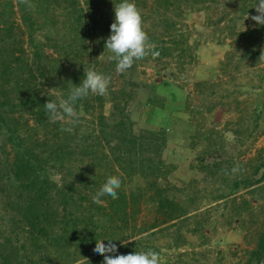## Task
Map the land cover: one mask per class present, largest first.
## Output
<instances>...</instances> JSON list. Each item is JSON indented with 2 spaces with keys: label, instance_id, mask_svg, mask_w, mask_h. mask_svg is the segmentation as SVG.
<instances>
[{
  "label": "rangeland",
  "instance_id": "1",
  "mask_svg": "<svg viewBox=\"0 0 264 264\" xmlns=\"http://www.w3.org/2000/svg\"><path fill=\"white\" fill-rule=\"evenodd\" d=\"M119 2L0 0V264H102L103 238L159 264H264L257 0H134L151 47L123 73ZM89 67L107 92L49 122ZM112 177L118 198L94 203Z\"/></svg>",
  "mask_w": 264,
  "mask_h": 264
},
{
  "label": "clouds",
  "instance_id": "2",
  "mask_svg": "<svg viewBox=\"0 0 264 264\" xmlns=\"http://www.w3.org/2000/svg\"><path fill=\"white\" fill-rule=\"evenodd\" d=\"M253 8L256 9L257 15L251 16V19L257 25L264 26V0H257ZM147 41L148 37L142 30L141 15L134 0H120L114 6V21L110 25V35L105 40V48L112 54L111 59L117 62V72L127 71L135 62L148 54L147 50L151 46ZM158 54V52L152 53L153 56ZM83 76L79 84H72L66 97L50 99L44 104L45 115L49 122L55 123L65 119L74 122L78 118L75 111V104L78 100L87 97L90 93L104 95L107 92L110 82L107 75L97 71L94 67H89L86 72L84 71ZM64 130L70 132L72 129L69 127ZM120 187L121 180L118 177L109 178L92 196V201L96 204H103L104 197L117 199ZM96 240L98 243L94 249V255H103L102 264H159V253L153 250L112 255L118 251V245L114 241L120 238ZM102 241H107V243ZM121 243L125 242L121 241Z\"/></svg>",
  "mask_w": 264,
  "mask_h": 264
},
{
  "label": "trees",
  "instance_id": "3",
  "mask_svg": "<svg viewBox=\"0 0 264 264\" xmlns=\"http://www.w3.org/2000/svg\"><path fill=\"white\" fill-rule=\"evenodd\" d=\"M19 173L15 172L14 176H18ZM73 230H75L76 228H72ZM264 244V236L261 238V246L263 247Z\"/></svg>",
  "mask_w": 264,
  "mask_h": 264
}]
</instances>
